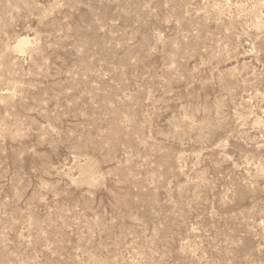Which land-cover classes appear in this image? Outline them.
Wrapping results in <instances>:
<instances>
[{
  "label": "rangeland",
  "instance_id": "1",
  "mask_svg": "<svg viewBox=\"0 0 264 264\" xmlns=\"http://www.w3.org/2000/svg\"><path fill=\"white\" fill-rule=\"evenodd\" d=\"M0 264H264V0H0Z\"/></svg>",
  "mask_w": 264,
  "mask_h": 264
},
{
  "label": "bare ground",
  "instance_id": "2",
  "mask_svg": "<svg viewBox=\"0 0 264 264\" xmlns=\"http://www.w3.org/2000/svg\"><path fill=\"white\" fill-rule=\"evenodd\" d=\"M25 37H23V39H21L20 38V41H19V43H18V46H17V49L18 50H21L22 51V48H23V46L25 45V44H27L28 42H26L27 41V39L28 38H25ZM18 42V41H17ZM29 42H31L30 40H29ZM28 45H30L29 43H28ZM16 46V45H15ZM16 48V47H15ZM26 48V47H25ZM24 48V49H25ZM17 49H16V51H17ZM26 50V49H25ZM20 51H18V53H19ZM25 52V51H24Z\"/></svg>",
  "mask_w": 264,
  "mask_h": 264
}]
</instances>
